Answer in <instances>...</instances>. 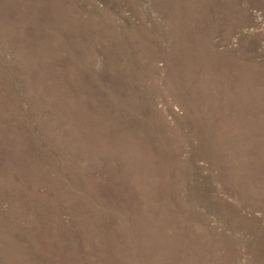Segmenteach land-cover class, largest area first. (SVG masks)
<instances>
[{
	"label": "rangeland",
	"instance_id": "374dc122",
	"mask_svg": "<svg viewBox=\"0 0 264 264\" xmlns=\"http://www.w3.org/2000/svg\"><path fill=\"white\" fill-rule=\"evenodd\" d=\"M0 264H264V0H0Z\"/></svg>",
	"mask_w": 264,
	"mask_h": 264
}]
</instances>
